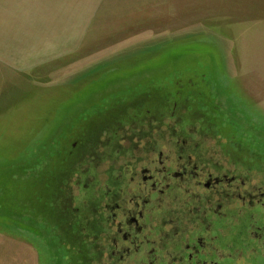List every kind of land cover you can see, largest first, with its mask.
I'll use <instances>...</instances> for the list:
<instances>
[{
  "label": "rangeland",
  "instance_id": "obj_1",
  "mask_svg": "<svg viewBox=\"0 0 264 264\" xmlns=\"http://www.w3.org/2000/svg\"><path fill=\"white\" fill-rule=\"evenodd\" d=\"M76 56L1 74L0 264L93 263L82 254L83 226L70 227L82 204H63L77 200L62 186L68 176L56 177L62 193L47 171L54 154L67 158L99 96V109L116 116L153 96L183 105L184 118L190 102L200 116L189 132L203 117L259 125L264 141V0H104Z\"/></svg>",
  "mask_w": 264,
  "mask_h": 264
},
{
  "label": "flooded vegetation",
  "instance_id": "obj_2",
  "mask_svg": "<svg viewBox=\"0 0 264 264\" xmlns=\"http://www.w3.org/2000/svg\"><path fill=\"white\" fill-rule=\"evenodd\" d=\"M104 100L96 98V115L82 114V135L65 160L53 155L47 171L55 183L68 176L62 186L77 200L63 204H82L70 227L83 226V256L92 264H264L260 126L202 117L201 130L189 132L190 116H200L190 102L183 118V105L161 97L139 98L119 116L99 109Z\"/></svg>",
  "mask_w": 264,
  "mask_h": 264
},
{
  "label": "crops",
  "instance_id": "obj_3",
  "mask_svg": "<svg viewBox=\"0 0 264 264\" xmlns=\"http://www.w3.org/2000/svg\"><path fill=\"white\" fill-rule=\"evenodd\" d=\"M103 1L0 0V77L81 53Z\"/></svg>",
  "mask_w": 264,
  "mask_h": 264
}]
</instances>
